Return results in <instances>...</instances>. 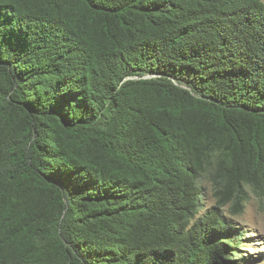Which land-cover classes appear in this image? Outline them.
I'll list each match as a JSON object with an SVG mask.
<instances>
[{
	"label": "trees",
	"instance_id": "16d2710c",
	"mask_svg": "<svg viewBox=\"0 0 264 264\" xmlns=\"http://www.w3.org/2000/svg\"><path fill=\"white\" fill-rule=\"evenodd\" d=\"M249 190L263 0H0V264H252Z\"/></svg>",
	"mask_w": 264,
	"mask_h": 264
},
{
	"label": "rangeland",
	"instance_id": "374dc122",
	"mask_svg": "<svg viewBox=\"0 0 264 264\" xmlns=\"http://www.w3.org/2000/svg\"><path fill=\"white\" fill-rule=\"evenodd\" d=\"M207 206L215 201L212 194H207ZM229 208V206H227ZM204 207L202 208L203 211ZM237 225L249 230L248 239L246 241L248 249L241 251L247 256H254L255 263L264 264V200L253 190H249V199L247 200L245 210L241 214L235 216L230 215Z\"/></svg>",
	"mask_w": 264,
	"mask_h": 264
},
{
	"label": "clouds",
	"instance_id": "9594fccd",
	"mask_svg": "<svg viewBox=\"0 0 264 264\" xmlns=\"http://www.w3.org/2000/svg\"><path fill=\"white\" fill-rule=\"evenodd\" d=\"M264 1V0H263ZM207 194L209 195V194H211V190L210 191H208V192H206V195H205V198H206V196H207ZM200 199H201V204H202V207H205V202L202 200V198L200 197ZM208 204V202H207V199H206V205ZM227 208V207H226ZM238 224V223H237ZM238 226H240L241 227V225H238ZM243 228V227H242ZM245 230H247V228H244ZM248 232H250L249 230H248Z\"/></svg>",
	"mask_w": 264,
	"mask_h": 264
}]
</instances>
